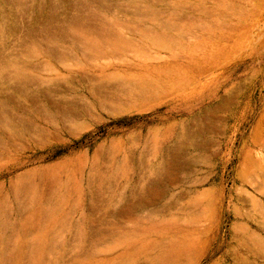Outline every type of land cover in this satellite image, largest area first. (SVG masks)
I'll use <instances>...</instances> for the list:
<instances>
[{"label": "rangeland", "instance_id": "1", "mask_svg": "<svg viewBox=\"0 0 264 264\" xmlns=\"http://www.w3.org/2000/svg\"><path fill=\"white\" fill-rule=\"evenodd\" d=\"M0 264H264V0H0Z\"/></svg>", "mask_w": 264, "mask_h": 264}]
</instances>
